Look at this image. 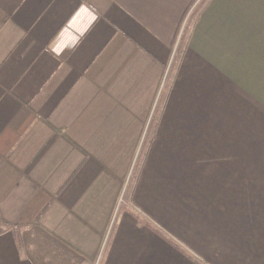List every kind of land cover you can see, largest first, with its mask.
I'll use <instances>...</instances> for the list:
<instances>
[{"label": "crops", "instance_id": "1", "mask_svg": "<svg viewBox=\"0 0 264 264\" xmlns=\"http://www.w3.org/2000/svg\"><path fill=\"white\" fill-rule=\"evenodd\" d=\"M194 1L0 0V264H264V0Z\"/></svg>", "mask_w": 264, "mask_h": 264}, {"label": "trees", "instance_id": "2", "mask_svg": "<svg viewBox=\"0 0 264 264\" xmlns=\"http://www.w3.org/2000/svg\"><path fill=\"white\" fill-rule=\"evenodd\" d=\"M195 1H196V0H195ZM195 1H194V2H195ZM204 2H205V3H204ZM204 2H201V5H199V7L191 13V14H193V15H190L191 18L188 19V21H187V26H186V28H185V33H184V36H185V37H189L191 27H192V25H193V23H194V20H195V18H196L195 16H198L199 13H200V11L204 9V6H205L206 2H208V0H205ZM189 10H190V8H189ZM189 10H188V11H189Z\"/></svg>", "mask_w": 264, "mask_h": 264}, {"label": "built area", "instance_id": "3", "mask_svg": "<svg viewBox=\"0 0 264 264\" xmlns=\"http://www.w3.org/2000/svg\"><path fill=\"white\" fill-rule=\"evenodd\" d=\"M0 217H1V212H0ZM0 233H1V229H0Z\"/></svg>", "mask_w": 264, "mask_h": 264}]
</instances>
